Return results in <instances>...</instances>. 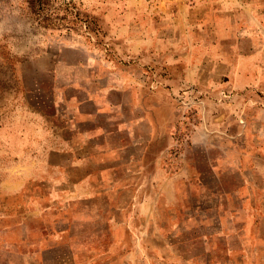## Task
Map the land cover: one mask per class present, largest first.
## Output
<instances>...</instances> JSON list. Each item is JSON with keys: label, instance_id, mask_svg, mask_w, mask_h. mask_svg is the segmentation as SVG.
I'll return each instance as SVG.
<instances>
[{"label": "rangeland", "instance_id": "rangeland-1", "mask_svg": "<svg viewBox=\"0 0 264 264\" xmlns=\"http://www.w3.org/2000/svg\"><path fill=\"white\" fill-rule=\"evenodd\" d=\"M0 264H264V0H0Z\"/></svg>", "mask_w": 264, "mask_h": 264}]
</instances>
